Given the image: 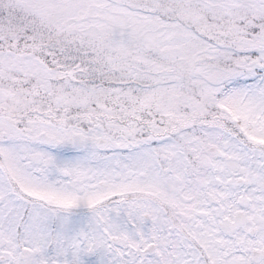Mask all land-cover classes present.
<instances>
[{
	"label": "snow or ice",
	"instance_id": "6c2138e0",
	"mask_svg": "<svg viewBox=\"0 0 264 264\" xmlns=\"http://www.w3.org/2000/svg\"><path fill=\"white\" fill-rule=\"evenodd\" d=\"M0 264H264V0H0Z\"/></svg>",
	"mask_w": 264,
	"mask_h": 264
}]
</instances>
